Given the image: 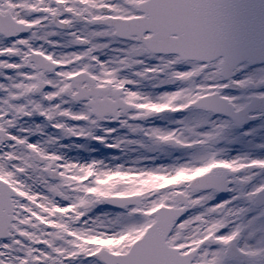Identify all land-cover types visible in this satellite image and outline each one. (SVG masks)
I'll list each match as a JSON object with an SVG mask.
<instances>
[{"label":"snow or ice","instance_id":"1","mask_svg":"<svg viewBox=\"0 0 264 264\" xmlns=\"http://www.w3.org/2000/svg\"><path fill=\"white\" fill-rule=\"evenodd\" d=\"M0 264H264V0H0Z\"/></svg>","mask_w":264,"mask_h":264}]
</instances>
